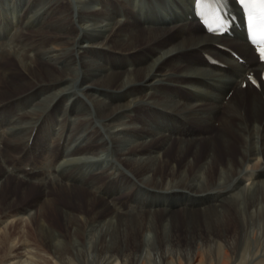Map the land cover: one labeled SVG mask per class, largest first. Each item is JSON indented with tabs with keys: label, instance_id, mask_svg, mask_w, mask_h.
<instances>
[{
	"label": "bare ground",
	"instance_id": "6f19581e",
	"mask_svg": "<svg viewBox=\"0 0 264 264\" xmlns=\"http://www.w3.org/2000/svg\"><path fill=\"white\" fill-rule=\"evenodd\" d=\"M153 1L0 11V264L34 260H16L24 237L39 264H234L264 237L260 64L236 25L213 36L191 0Z\"/></svg>",
	"mask_w": 264,
	"mask_h": 264
},
{
	"label": "rangeland",
	"instance_id": "374dc122",
	"mask_svg": "<svg viewBox=\"0 0 264 264\" xmlns=\"http://www.w3.org/2000/svg\"><path fill=\"white\" fill-rule=\"evenodd\" d=\"M17 1V2H16ZM22 1V2H21ZM71 1V6H72V8H76L77 6H79V3H81V4H86V2H88V0H70ZM79 3H78V2ZM26 2V0H0V11H1V13H2V15H3V17H5V15H8V16H10L11 15V13L13 12V13H15L16 14V12L18 13L19 11H20V8H21V6L24 4ZM21 3V4H20ZM87 4H89V3H87ZM75 5V6H74ZM90 5L92 6L93 4L92 3H90ZM18 7V8H17ZM8 8V9H7ZM2 9V10H1ZM14 9V10H13ZM9 10V11H8ZM11 11V12H10ZM198 56L200 57V55L198 54ZM2 88H5L4 86L2 87ZM246 103H249V101L248 100H246ZM197 108H200V106H197ZM220 116V114H218V116L217 117H219ZM254 123V122H253ZM252 123V124H253ZM218 126H219V122H217V121H215L214 122V128H217L218 129ZM209 133H211V131L210 132H206V135L207 134H209ZM212 134H213V132H212ZM210 137V136H209ZM209 137H205V136H203L202 137V142H205V141H207V140H209ZM215 137H217V136H215ZM232 138V137H231ZM217 139H218V137H217ZM232 140H233V138H232ZM210 141H212V142H214L215 140L213 139V140H210ZM235 142H238L239 140L237 139V140H234ZM217 142H219V141H217ZM221 143V142H220ZM151 147H153L155 144H154V142H151ZM206 147V148H205ZM212 148V146H204V148L205 149H208V148ZM99 149V148H98ZM191 149V148H190ZM92 155V154H91ZM81 157H84V156H82V155H80ZM87 156H90V154L89 155H87ZM91 157H93L94 159H96V160H94L93 158H92V161H96L95 163H93L92 165H91V168H95V167H98L99 165H103V163H104V159H101L102 157L100 156V154L98 153L97 154V156H94V155H92ZM97 157V158H96ZM88 159H91V158H88ZM169 159V158H168ZM201 159V155L199 154L198 155V158H197V161H199ZM101 160V161H100ZM170 160V159H169ZM169 160H167V162H169ZM258 162L257 161H255V160H251L250 161V167H249V169H251L252 167V164H257ZM120 169L122 170H124L126 173L128 172L126 169H124L123 167H120ZM254 169V168H253ZM264 169V168H263ZM94 170H97V169H94ZM128 175H129V177L131 178V179H133V180H135L134 179V177L128 172L127 173ZM35 187V186H34ZM32 189H37V188H32ZM30 194H34V193H30ZM30 194H28V196H27V198H25V200H22V201H19L17 204L18 205H20V206H24V204L26 205V204H28V203H30V201H33L34 200V197L33 196H35V194H36V196H39V194H37V193H35L34 195H30ZM89 195L91 196V193H89ZM35 196V197H36ZM30 201H29V200ZM82 200H83V198H82ZM29 201V202H28ZM3 201H0V205H3V203H2ZM23 202V203H22ZM27 218V219H26ZM9 219H11V218H7V219H2L1 217H0V232H1V230L2 229H6V227L9 225V223H10V221H9ZM52 219L55 221V218L52 216ZM32 225L30 224V222H29V219H28V217L27 216H24V217H22V219H20L19 220V223H18V225H17V229H18V231L19 232H28V233H30V234H32L31 232H32V227H31ZM31 227V228H30ZM16 228H13V230H15ZM232 226L231 227H229V229L227 230V232H232ZM8 231V230H7ZM7 231H5V234H6V232ZM17 231V232H18ZM12 232V231H11ZM0 235H1V233H0ZM250 236V237H249ZM247 238V240H246V242L245 243H243L242 245V249H241V251H240V254H239V256H238V258L236 259V261H235V263L234 264H258L259 262L258 261H260L261 259L264 261V257H262L261 255L262 254H264V237H263V235L261 234H258L257 235V237H255V238H253L252 237V234H250ZM12 237V236H11ZM13 237H18L17 235H14ZM25 239H26V237H24V239H23V241H21L20 243H18V244H20V248L18 249V257H16V260H18V259H21V261L22 260H24V259H26L27 257L28 258H30V255L29 254H27L28 252H31V254H35V256H34V258L32 257V262H30L29 264H35V263H37V264H39V263H42L43 262V259L45 260V261H50V258H49V256L48 255H46V254H44V253H42L39 249H37L36 248V246H34V245H32L33 244V241H25ZM31 239H32V235H31ZM255 239V240H254ZM257 240V241H256ZM129 244H131L132 243V240H130L129 242H128ZM17 244V245H18ZM258 250V251H257ZM255 251H256V253L258 252V259L256 258V256H254V254H255ZM216 257V256H215ZM213 257L212 258V261L210 262L211 264H220L221 262H220V258H221V256H218V257ZM196 260L198 259V256L197 255H195V257H194ZM15 260V261H16ZM153 262H152V261ZM150 260V262H149V264H157L156 262H155V259L154 258H152ZM195 260V261H196ZM40 261V262H39ZM157 261V260H156ZM34 262V263H33ZM39 262V263H38ZM120 263V262H119ZM119 263H116V264H119ZM193 262H191L190 264H192ZM171 264H187L186 263V261H185V259L183 260H179V259H173L172 260V263Z\"/></svg>",
	"mask_w": 264,
	"mask_h": 264
},
{
	"label": "snow or ice",
	"instance_id": "6c2138e0",
	"mask_svg": "<svg viewBox=\"0 0 264 264\" xmlns=\"http://www.w3.org/2000/svg\"><path fill=\"white\" fill-rule=\"evenodd\" d=\"M245 8L249 37L256 45L259 58L264 61V0H239Z\"/></svg>",
	"mask_w": 264,
	"mask_h": 264
}]
</instances>
